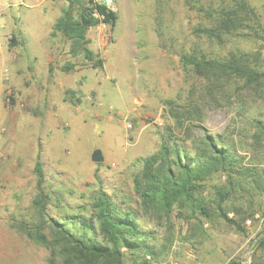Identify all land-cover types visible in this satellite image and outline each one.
Masks as SVG:
<instances>
[{"label": "rangeland", "instance_id": "1", "mask_svg": "<svg viewBox=\"0 0 264 264\" xmlns=\"http://www.w3.org/2000/svg\"><path fill=\"white\" fill-rule=\"evenodd\" d=\"M109 1L115 27L87 33L104 61L93 69L70 54L68 40L51 37L66 0H0V264H49L51 249L29 234L53 242V218L82 236L70 218H89L99 190L133 213L156 251L152 258L123 250L125 264H144L145 256L150 264H251L264 239V33L256 36L248 23L219 40L200 34L216 26L230 0ZM248 3L264 29V0ZM188 53L242 57L260 83L233 77L210 93L209 81L182 64ZM66 64L74 71L62 72ZM171 131L192 156L193 134L207 133L248 167L231 182L221 172L203 182L197 198L210 217L191 206L166 214L140 205L135 178ZM96 152L100 164L92 161ZM38 158L52 198L45 215L33 206ZM220 189L229 194L222 210ZM257 255L264 259V251Z\"/></svg>", "mask_w": 264, "mask_h": 264}, {"label": "trees", "instance_id": "2", "mask_svg": "<svg viewBox=\"0 0 264 264\" xmlns=\"http://www.w3.org/2000/svg\"><path fill=\"white\" fill-rule=\"evenodd\" d=\"M66 1L67 7L54 23L51 37L61 35L71 43L70 54L73 57L82 55L93 69H102L104 61L90 49L87 33L90 28L100 24L115 27L117 13L96 0ZM196 8L203 10L200 6ZM215 16L218 17L215 20L216 26L210 29L203 28L200 34L219 40L222 36H231L248 23L256 28V36H260L259 31L264 33L260 18L248 0H230V4L222 6ZM181 62L185 67H191L195 74L209 81L210 86L207 90L210 93L223 87V84L233 77L247 86L259 85L262 77L242 57L233 55L220 60L188 53L181 56ZM74 69V64H66L61 71L70 73ZM68 93L74 94L72 91ZM187 119L186 116L185 120ZM192 137H195L192 140L194 156L171 131L162 137L159 151L144 160L143 168L134 181L135 193L140 197V205L144 211L154 210L170 214L175 205L180 209L191 206L210 217L208 209L198 203L197 194L203 187V182L219 172L227 175L230 182L234 180V174H240L241 170L247 172L248 167L241 168L242 161L227 148L220 146L219 141L213 136L207 133L198 136L194 133ZM34 173L37 180V195L33 200V206L45 215L52 198L46 190V173L40 158L35 163ZM253 183L258 185L256 180ZM217 194L219 198L217 206L222 210V205L229 194L222 189ZM91 211L89 218L82 215L70 218L71 224L83 230L82 236L71 233L65 222L53 218H50L52 222L50 227L54 232L53 242L40 232L29 234L31 240L51 249L49 264H125L123 250L133 255L143 252V255L145 253L146 256L156 257L155 249L146 244L144 240L146 234L141 231L133 213L115 203L108 193L98 191L93 198ZM220 217L227 219V214ZM229 222L242 231L241 226L234 220ZM95 232L99 233L103 242L91 237L90 233ZM259 249L264 251V239L257 244L251 264H264V259L257 255ZM146 256L143 263L150 264Z\"/></svg>", "mask_w": 264, "mask_h": 264}, {"label": "water", "instance_id": "3", "mask_svg": "<svg viewBox=\"0 0 264 264\" xmlns=\"http://www.w3.org/2000/svg\"><path fill=\"white\" fill-rule=\"evenodd\" d=\"M92 161L97 163V164H100L104 161V158L100 152H96L92 157Z\"/></svg>", "mask_w": 264, "mask_h": 264}, {"label": "built area", "instance_id": "4", "mask_svg": "<svg viewBox=\"0 0 264 264\" xmlns=\"http://www.w3.org/2000/svg\"><path fill=\"white\" fill-rule=\"evenodd\" d=\"M109 3H110V1H109V0H106L105 3H104V5H106L107 7H109V6H108Z\"/></svg>", "mask_w": 264, "mask_h": 264}]
</instances>
